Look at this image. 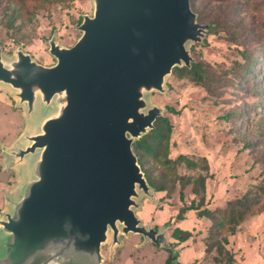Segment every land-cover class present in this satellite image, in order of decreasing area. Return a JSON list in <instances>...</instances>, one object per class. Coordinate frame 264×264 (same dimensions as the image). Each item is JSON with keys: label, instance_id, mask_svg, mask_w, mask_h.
<instances>
[{"label": "water", "instance_id": "obj_1", "mask_svg": "<svg viewBox=\"0 0 264 264\" xmlns=\"http://www.w3.org/2000/svg\"><path fill=\"white\" fill-rule=\"evenodd\" d=\"M92 14L78 25L69 47L53 34L51 65L21 46L5 55L0 46V88L6 87L31 124L9 147L6 168L31 162L17 192L0 210V264H103L121 238H142L178 256L168 225L145 223L139 212L155 193L132 145L147 135L166 107L175 67H191L190 45L210 25L198 22L190 0H90Z\"/></svg>", "mask_w": 264, "mask_h": 264}, {"label": "rangeland", "instance_id": "obj_2", "mask_svg": "<svg viewBox=\"0 0 264 264\" xmlns=\"http://www.w3.org/2000/svg\"><path fill=\"white\" fill-rule=\"evenodd\" d=\"M6 0H0V46L5 55H11L17 47L32 55L39 63L51 65L54 59L48 53L47 41L53 34L56 41L69 47L80 36L78 25L82 15L92 14L90 0H67L39 10L31 19H19L17 32L9 28L6 18L2 19L1 7ZM197 5L208 19L222 16L228 19L224 27L207 33L201 43L190 45V52L209 64L216 75L223 78L215 92H209L186 78H178L173 72L167 76L165 93H154L151 100L159 106H172L178 113L166 108L172 125L169 157L179 153L189 156H205L210 176L206 179L205 207L223 205L236 195L242 194L251 183L264 182V96L258 102L251 91L234 78L231 67L236 61L243 62V51H256L260 39L264 41V0H198ZM5 19V20H4ZM15 39V40H14ZM18 41V42H16ZM193 46V49L191 47ZM195 58V57H194ZM226 75V76H224ZM226 77V78H225ZM234 76L232 75V78ZM264 86V80L261 83ZM53 108L36 112L30 124L22 107L15 106L6 87L0 88V210L5 206V194H18L19 184L29 176L30 161L6 168L2 146L9 147L23 132L36 125L41 115L52 112ZM231 116L225 117V115ZM181 174L199 173L179 167ZM184 189L179 196V185L170 197L164 192H155L156 204L145 198L139 215L145 221L151 219L158 225H168L169 240L180 249L178 261L184 264H215L211 256L205 255V237L210 221L196 217L195 210L184 214L185 220L174 219L177 210L189 205L197 197ZM141 213V214H140ZM179 225V226H178ZM191 232L185 242H177L170 236L174 227ZM140 236L130 234L123 238V246L115 248L112 259L107 245L102 246L103 264H165L168 250L153 243L140 245ZM227 248L234 254L238 264H262L264 260V212L249 216L240 224L234 235L228 236Z\"/></svg>", "mask_w": 264, "mask_h": 264}, {"label": "trees", "instance_id": "obj_3", "mask_svg": "<svg viewBox=\"0 0 264 264\" xmlns=\"http://www.w3.org/2000/svg\"><path fill=\"white\" fill-rule=\"evenodd\" d=\"M65 1L67 0H6V5L1 7L2 19L6 18L8 27L17 32L21 29L20 25L16 24L19 19L29 20L39 10L48 9L53 4ZM197 2L198 0H190V6L198 14V22H201L208 16L200 9ZM227 22V18L215 16L209 18L206 24L210 25L209 33H213L220 27H224ZM242 55L244 61L234 63L231 67L234 77L232 78V75L227 77L228 83L226 84H232V80L236 76L239 84L251 91L261 103V98L264 96V86L261 85L264 80L263 39H260L256 51H243ZM197 56L198 54H193L195 61L191 67H175L172 72L178 78H186L193 84L214 93L215 86H219L223 78L216 75L209 64L200 61ZM166 109L172 113H178L172 106H166ZM227 116H231V113L225 115L226 118ZM172 128L173 125L167 116L157 117L154 128L132 145L141 169L153 190L164 192L167 197H170L176 186L179 185V196L183 198L184 189L191 185L190 191L198 201L195 203L196 200H192L189 205L180 207L174 215V219H184V214L189 210H195L198 218H207L210 224L205 237L204 257L212 254L211 259L215 264H238L234 254L227 248L228 236L234 235L240 224L249 216L264 212V182L249 184L242 194L227 199L223 205L205 207L206 179L210 176L208 160L205 156H189L183 153H179L174 158L169 157ZM181 166L191 171L199 170L200 172L196 175L181 174L178 171ZM170 236L181 243L191 236V232L174 227ZM165 264L184 263L178 261L177 256H173L172 252L168 250ZM262 264H264V260Z\"/></svg>", "mask_w": 264, "mask_h": 264}, {"label": "crops", "instance_id": "obj_4", "mask_svg": "<svg viewBox=\"0 0 264 264\" xmlns=\"http://www.w3.org/2000/svg\"><path fill=\"white\" fill-rule=\"evenodd\" d=\"M151 204H153V203H151ZM143 207H144V206H143ZM142 211H143V210H142ZM140 212H141V211H140ZM138 214H139V213H138ZM140 214H141V213H140ZM139 216L144 220V218H143L141 215H139ZM183 220H185V218L182 219V220H179V221L181 222V221H183ZM144 222H145V223H147V222H151L152 225H155V223L152 222L151 219H150L149 221H145V220H144ZM164 225H165V224H164ZM159 226H163V225H159ZM178 226H179V225H178ZM178 226H177V227H178ZM179 228H181V227H179ZM141 241H142V240H141ZM169 241H170V240H169ZM170 242H171V241H170ZM184 242H185V241H184ZM171 243H172V242H171ZM175 244H176V243H175ZM157 246H158V245H157ZM177 246H178V245L176 244V248L179 250V254H178V257H179V255H180V249H179Z\"/></svg>", "mask_w": 264, "mask_h": 264}, {"label": "flooded vegetation", "instance_id": "obj_5", "mask_svg": "<svg viewBox=\"0 0 264 264\" xmlns=\"http://www.w3.org/2000/svg\"><path fill=\"white\" fill-rule=\"evenodd\" d=\"M155 227H158L159 225L158 224H155L154 225ZM140 238V241L142 240V238L141 237H139ZM104 262H105V259H104Z\"/></svg>", "mask_w": 264, "mask_h": 264}]
</instances>
